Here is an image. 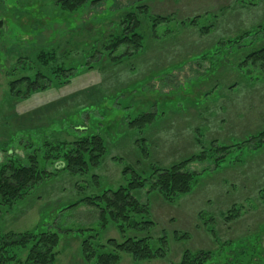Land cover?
<instances>
[{"label":"rangeland","instance_id":"374dc122","mask_svg":"<svg viewBox=\"0 0 264 264\" xmlns=\"http://www.w3.org/2000/svg\"><path fill=\"white\" fill-rule=\"evenodd\" d=\"M143 2L149 7V14L138 12L143 46L122 60L97 54L85 64L83 55L96 43L101 49L123 13L139 11L137 5ZM34 5L39 8L41 3ZM151 15L167 18L152 21ZM38 18V25L7 19L9 39L22 37L23 47L37 42L39 36L48 46L59 40L61 51H71L72 64L80 74L61 88L52 86L17 100L7 95L10 78L0 70V142L20 132L17 141L39 142L62 122L64 127L83 122L85 130L72 132L100 133L108 149L101 165L89 175L54 176L11 209H0L4 231L44 225L58 232L56 264H86L76 240L82 236L79 228H92L87 231L97 233L96 241L104 245L100 250L107 252L115 251L108 239L123 241L147 234L129 230L122 235L113 224L105 228L98 218H89L94 215L88 205L63 209L83 195L124 184L133 175L132 170L123 172L125 165L148 177L152 167L180 162L210 147L211 142L231 145L263 131L264 65L250 68L249 74L258 79L248 78L228 63L235 58L238 63L242 55L219 62L220 51L215 48L220 40L261 22L264 0H105L73 12L44 8L38 17L35 14L34 20ZM86 22L88 26L80 30ZM203 53L207 58L202 59ZM12 63V58L6 61L8 69ZM150 110L156 112L152 123L143 127L127 123ZM62 135L72 137L67 132ZM20 145L14 147L18 153L23 151ZM3 157L0 151V161ZM214 159L211 155L187 164L185 169L199 177L186 194L167 200L149 184L137 193L149 203L153 221L149 234L153 241L163 239L166 256L135 263L131 255L118 251L119 264H178L185 252L201 249L212 250L216 253L212 261L226 264L228 257L221 255L229 249L228 241L254 242L256 237L264 250V144L255 148L247 143L242 152H234L218 167ZM240 255L248 264L247 253ZM251 261L264 264V254Z\"/></svg>","mask_w":264,"mask_h":264},{"label":"trees","instance_id":"16d2710c","mask_svg":"<svg viewBox=\"0 0 264 264\" xmlns=\"http://www.w3.org/2000/svg\"><path fill=\"white\" fill-rule=\"evenodd\" d=\"M104 1L0 0V70L7 71L6 74L10 78L7 95L17 100L28 99L52 86L61 88L71 81L73 75L80 74L75 70V65L72 64L74 62L71 61V51L66 49L61 51L62 45L59 40L53 46H48L41 41L39 36L37 42L30 41L28 46L26 44L23 47L25 39L22 37L9 39V35L6 33L7 29H5L7 19L20 25H25L27 22L26 25L31 23L38 25L40 19L34 20V16L37 14L38 17L44 8L58 7L60 10L73 12L85 7L86 4L97 5ZM34 3H41V6L38 8ZM137 8L139 9L137 12L131 9L123 13L115 31L110 34L109 40L102 44L101 49L96 43L87 51L88 54L84 52L86 53L83 55L86 59L85 64L88 63L89 56L93 57L97 54L101 55V58L107 55L112 59L122 60L123 57L138 51L143 46L145 35L141 30L142 22L138 12L149 14V7L143 2L137 5ZM151 17L152 21L167 18L162 15L154 17L151 15ZM194 21V19L190 20V23H194ZM86 26H88V22L80 30ZM35 38L32 37L31 39ZM218 44L215 48L217 52L220 51L218 61L224 62L228 61V56L234 58L238 54L242 55V59L238 63L235 61L236 58L233 61H228V63H232L234 68L251 78L250 68L264 65V19L255 27L228 39L220 40ZM119 47H123L124 50L117 51ZM130 47L132 49H129ZM224 50H226L225 54H221ZM201 56L202 59L207 58L204 53ZM10 58L14 60V63L8 69L6 61ZM252 77L258 79L256 76ZM179 88L180 86L172 92L174 91L175 94ZM155 113L152 110L142 112L127 123L131 127H143L146 123L153 122ZM62 123L56 128L53 127L49 134H44L39 142L32 139L17 141L19 136L16 135L21 132L15 133V136L11 134L12 137L8 140L0 142V151L4 153L3 160L0 161V209L3 207L8 210L11 209L30 195L33 189L54 176L65 173L87 176L90 171L101 165L108 154L105 137L100 133L75 134L72 132L85 130L83 122L73 123L72 127V124L64 127ZM262 130L256 135H251V137L236 141L231 145L211 142L210 147L180 162L165 167L157 165L152 167L148 177H143L130 165H125L123 172L132 170L133 175L124 184L104 188L97 193L93 192L70 201L63 209L88 205L91 208L89 213L94 215L89 218H98L99 224L105 228L113 224L122 235H125L129 230L147 231L146 235L129 236L123 241L108 239V244L115 251L107 252L100 250L99 246L103 247L104 245L96 241L97 233L87 231H92V228L76 229L82 235L76 240L80 241L84 262L86 264H119L120 255L118 251L131 255L135 263L152 258H164L166 251L163 239L153 241L149 234L153 225L149 203L141 201L137 193L147 184L153 190L157 189L167 200L190 192L198 180L199 173L185 169L189 162L196 159L206 160L212 155L215 158V165L218 167L234 152H242L247 143L254 144L255 148L262 147L264 144V126ZM63 132H67L72 137H64ZM18 143H21L20 146L23 149L21 153L14 149ZM219 154L221 156H218ZM93 177L97 178V175H93ZM42 226L38 225L35 228L20 232L4 231L0 228V264H56V247L61 239L60 234L44 225ZM64 230L68 232L69 229ZM158 242L161 244L159 247L157 246ZM226 246L231 247L227 248L221 255L224 258L228 257L226 264H245V259L238 257L243 253H247L249 256L248 264H252V259L255 260L264 254L260 237L254 238V242L249 239L228 241ZM22 256H24L23 259ZM214 256L216 253L212 250L201 249L196 252H185L178 264H219V262L212 261ZM261 260L258 261L261 263Z\"/></svg>","mask_w":264,"mask_h":264}]
</instances>
